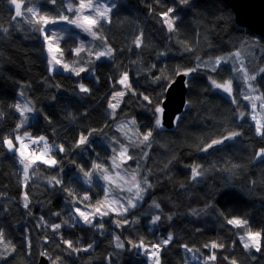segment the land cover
Wrapping results in <instances>:
<instances>
[{
	"label": "trees",
	"instance_id": "16d2710c",
	"mask_svg": "<svg viewBox=\"0 0 264 264\" xmlns=\"http://www.w3.org/2000/svg\"><path fill=\"white\" fill-rule=\"evenodd\" d=\"M19 1H26L27 5L32 2ZM64 3L65 0H56L51 5L49 0H39L36 20L28 17L26 21H13L15 13L10 0H0V137L14 138L12 134L21 119L14 105L25 85L37 117L23 129L33 136H44L50 147L63 145L65 149L54 153L59 160L57 166L37 162L36 171L22 187L25 183L16 163L18 156L9 152L6 145H0V209H7L0 210V227L6 242L15 247L11 255L0 257V264H37L40 252L60 257L58 264H109V258L110 264H150L148 254L160 242L157 234L160 238L169 233L173 239L160 253V264H188L184 244L205 256L215 252V264H230L233 259L237 264H264V239L261 252L245 250L235 227L227 224L228 218L241 217L248 221L251 230H264V159H255V153L264 148V139L255 134V124L248 116L250 107L239 82L242 74L237 72L232 79L233 65L229 63H222L215 72L209 68L215 58L239 52V59L253 74L264 67V37L239 25L232 7L224 0H189L188 4L178 0H116L110 23L95 27L114 49L113 55L98 60L79 76L50 72L47 47L38 30L41 23L37 21L41 16H60ZM168 8H175L172 15L178 17L173 32H168L162 22L161 14ZM140 33L142 45L137 48L134 41ZM77 44L74 36L62 38L64 56L72 59ZM197 58L209 67L201 66L190 76L188 102L175 126L153 129L150 148L143 144L130 146V166L143 159L145 165L139 175L147 174L152 184L143 193L145 204L133 210H152L136 220L128 214L131 226L121 233L112 230L111 219L103 220V235L88 225L76 223L69 227L73 221L65 207L73 198L53 189L49 185L51 178H62L64 186L76 194L75 200L88 194L91 187L79 178L82 173L75 175L77 170L82 167L91 171L93 162L107 165L111 150L104 138L114 143L125 141L117 129L119 122L134 120L139 133L152 129L154 109L161 105L168 85L178 72L196 67ZM125 72L129 76L127 88L117 83ZM210 77L219 83L232 79L233 98L214 90ZM78 83L88 87L90 93L79 92ZM253 83L258 93L264 94V75L258 74ZM124 89L115 115L111 116V94ZM143 96H148L149 101H144ZM240 113L244 114L243 120L239 119ZM93 129L90 146L76 147L79 134ZM233 131L242 135L206 153L200 151L213 139ZM70 162L77 164L76 170L67 169ZM195 165L206 171L203 177L192 181L190 168ZM97 182L93 180L98 190ZM25 190L29 194L28 209L21 204ZM153 201L160 204L159 209ZM56 212L60 213L58 217L53 215ZM152 212H157L161 220L151 229ZM41 216L46 224L39 221ZM168 216L172 219H166ZM55 223L62 224L58 233L48 227ZM115 233L122 242L127 240L124 248L116 247ZM61 237L81 248L92 243L93 248L73 253L66 250ZM130 240L133 244L143 243L144 247L131 251V244L127 243ZM212 242L224 247H203ZM2 248L0 245V252Z\"/></svg>",
	"mask_w": 264,
	"mask_h": 264
},
{
	"label": "snow or ice",
	"instance_id": "6c2138e0",
	"mask_svg": "<svg viewBox=\"0 0 264 264\" xmlns=\"http://www.w3.org/2000/svg\"><path fill=\"white\" fill-rule=\"evenodd\" d=\"M180 4H188L189 0H178ZM10 3L12 5H15V15L12 17L13 21H16L17 17H22L24 13L21 11L22 4L18 2V0H10ZM49 3L51 5L56 4V0H49ZM115 5L113 4V7ZM69 12L73 11V6L71 4L68 5ZM27 13H30L33 17L37 15V12L34 11L32 7H28L26 9ZM87 11L89 13H94L95 15L88 14L84 15L83 13ZM112 11L111 7H108L107 4L104 5H98L94 4L93 0H78V7L76 8V19L70 20L68 16L65 15H60L56 18H49L46 16H41L39 18V21L37 23H41V27L38 29L42 35L43 39L47 43V48L49 52H59L60 49L58 47L54 48L52 44L53 37L56 36V31H51L49 32L47 30L48 25H56L60 21H65L69 24L75 25L77 28L82 29L85 32H88L93 38L97 37V33L92 31V28L100 23V20H104L105 22L110 23V19L108 17V13ZM175 12V8H168L167 11L162 13L163 17V23L167 26V31L168 32H173L175 31V22L178 19V17L173 16L172 14ZM29 22L31 23L32 21L29 19ZM3 32L7 33V29H3ZM142 37L143 34L140 33L139 36L134 41V44L137 48H140L142 45ZM63 37H57V39H62ZM84 50V45L81 43V45L75 49L74 51L79 54L81 51ZM189 51H192V49H188ZM114 49H112L110 46L106 47L104 51L97 52L95 54L96 60H99L101 57H111L113 55ZM89 55L91 56L92 53L90 52ZM235 57H239L240 53L236 52ZM198 63L196 67L189 68L183 72H178V74L183 75V76H191L193 73L197 72L200 70L201 66H204L205 68L208 67V64L197 58ZM230 58L226 57H217L215 58L214 61H212V67L211 71L215 72L218 67L223 63H229ZM54 62L55 65H60L64 71H71L73 72L76 76H79L82 72L87 71V69L83 66L79 67V69L75 68H69L67 64H61V60L57 59L55 55L52 56L51 61L49 62L50 65H52ZM49 71H55L54 66H50ZM230 71L233 73L232 79L236 78L235 73L239 72L242 74L243 81L247 84V87L251 89L252 92H258L259 90L257 88L253 87L252 83H249V81H256L257 75H264V67H260L256 70H254L253 74H249L247 69L245 68L243 62H240L239 65H233L230 67ZM98 79V78H97ZM211 85L215 89H220L223 90L225 93L229 94L231 96V93L233 91L231 84H232V79H228L225 83H218L215 79L209 78ZM128 80L129 76L128 73L125 72L122 74L120 78H118L117 83L119 85H124L126 88L130 87L128 85ZM78 89L79 92L81 93H90V89L86 87L83 83H78ZM124 91H118L113 94H111V100L108 102V107L113 110V113H115V109L119 106V103H113L112 101H117L118 97H123L124 96ZM261 96H264V94H261L260 96H257V99H260ZM55 99V97H53ZM244 99L251 100L253 97L249 94L244 97ZM144 101H149L148 96H143ZM233 102L235 100L233 99ZM262 108H264V103H262ZM256 105L253 103L252 108L255 109ZM14 108L16 109L17 112L20 114V123L16 125V129L13 132V137L16 141L19 142V146L17 144L13 143V139L5 138V137H0V145H6L7 149L9 152H19L21 157H25V150L27 148V145L24 144V138L21 137L20 135L16 134L20 128H22L25 124V122L28 120V117L25 115V113L32 112L33 108L29 107L27 104L21 106L20 104L14 105ZM155 112V120L153 122V128L152 129H146L143 133L137 132L135 135L137 137L136 140H132V143L135 144L136 146H139L140 144L145 145L146 148L151 147V138L153 137V129H158V128H163V123H162V114L164 112V108L157 105L154 109ZM0 118H2V113H0ZM177 120L179 119L178 117L176 118ZM239 119L243 120L244 119V114L240 113L239 114ZM255 119V117H253ZM135 124V121H130L127 123H123L120 125V130L123 131L124 129L128 128V124ZM255 134L262 139H264V125H261L259 122H257L255 125ZM93 130H89L87 134L81 132L78 136L77 142H76V147H81V146H90V141L89 137L92 135ZM127 136V133H125ZM242 133L239 131H233L225 136H223L221 139H213L210 143H208L206 146L201 147L200 151L201 152H208V149L213 148L216 145H221L223 144L226 140H232L235 139L238 136H241ZM25 136H28V133H25ZM142 136V139H139V137ZM32 144L39 145L41 142H43L44 146L43 149L41 150L39 155H36L35 152L30 154V162H25V158H22L19 162L24 166L23 167V179L26 182L29 179V168L32 167L37 161H41L42 163L49 165V166H57L58 162L55 158H52L49 156V153L51 152L50 146L47 144L46 138L44 136H40L37 138H31ZM128 139H132L131 137H128ZM116 147L112 148V164L110 167L112 168H120L121 163L124 162L125 160H132L133 156L128 155V149L121 144L119 141H116ZM58 151L59 152H64L65 149L63 145H59ZM117 148L119 151L117 152ZM144 155L147 156V152H144ZM255 159L260 160L264 159V148H260L256 153H255ZM92 170L91 171H85L84 168H79V172L83 174L84 178V183L91 186L93 184V173H97L99 178L102 179L103 181L106 182L104 188L102 191L104 192V199L103 200H97L96 205L94 206L93 211H84L81 210L80 207L76 206L74 207V212L75 215H72V221L73 223L69 225V227H75L76 222L78 220H82L85 225H88L89 227H92L97 230V234L103 235V230L105 227L103 218L107 217L110 215V213H115L117 217H120L121 219H114L110 220L109 223L114 224L115 228L120 229L124 227L125 225L129 224V220L127 219V214L131 209H135L137 207V204L139 202L143 201V195L142 193H147L149 189L152 188V184L148 182L147 180V174H145V179L142 181L143 187H141V182L136 180L135 175L132 176L131 181H125V183H130L131 186L128 188V191L132 193V198L124 199V202H121V199H116L115 197L112 198L111 202L109 203V188L110 186L115 182L113 180V177L108 173L107 169L104 167L103 163H92ZM200 165H195L191 166L190 172H191V180L192 181H197L198 178H201L205 175L206 170H201ZM59 171H62V169H58ZM118 177L120 176L119 172L116 174ZM121 180H123V177H120ZM251 183H255V181H251ZM49 185L57 190V191H62L67 193L69 197H72L73 199L69 201V203H77L75 200L76 194L72 191L70 187H66L63 184V179L60 178L58 179L57 177L53 176L51 180L49 181ZM59 186V187H57ZM22 187H26V183L22 185ZM133 188L135 191L133 192ZM114 191V190H113ZM91 197L87 194H84L80 196L78 203H84V202H90ZM117 205V207H113L112 205ZM153 206L157 209L160 208V204L156 203L155 201L153 202ZM23 208L28 209L29 208V194L27 192L23 193ZM103 209V210H102ZM3 211H7V209H0ZM30 214V213H29ZM195 214V213H194ZM54 216H59L60 213L56 212L53 213ZM99 217L98 222L94 223V220ZM166 219L171 220L172 217L168 216ZM161 220L160 215H155L151 218V223L153 225L157 224ZM39 221L41 223H45L44 217L41 216L39 217ZM67 223V222H65ZM227 224L232 225L236 228H241L244 230V235H241L239 237V240L242 244L243 249L245 250H250L254 249L255 252L259 253L261 252V247H262V239H264V230H259V231H253L251 230V227L246 219L243 218H238V217H232L227 219ZM50 227L55 233H58L59 230L62 227L61 223H55L53 225L48 226ZM114 239L116 241H120L119 236H115ZM172 235L169 233L167 235V238L162 241V244H156L153 245L154 251L151 253L153 257H155L153 264H160L159 260V250L161 249V246L168 245L169 243L172 242ZM62 243L67 246L66 250H71L73 253H79L81 251H88L89 249L93 248V244L89 243L87 247L81 248L79 246H75L72 241L63 239L61 237ZM30 245V241L28 242ZM127 243L131 244V241H128ZM0 245L4 246V251L0 252V257H3L5 255H11L12 252H15V247L10 245L9 242H6L3 229L0 227ZM125 242H118L116 243L117 248H124ZM135 248H143L144 245L143 243L140 244H133L132 245ZM182 247L187 251V252H192L193 249L189 247L187 244L182 245ZM204 248H210V249H217V248H223L224 245L216 242H212L210 244H205L203 245ZM40 256H46L49 260L52 261V264H58L60 257H51L48 256L47 252H40L38 253ZM255 257H253L254 259ZM198 261H201V257L197 256L195 257ZM217 259L215 252H211L206 258L202 259V264H209V261L214 262ZM228 258L225 257V260ZM109 264H110V258H109ZM230 264H237V262L233 259L231 260Z\"/></svg>",
	"mask_w": 264,
	"mask_h": 264
},
{
	"label": "rangeland",
	"instance_id": "374dc122",
	"mask_svg": "<svg viewBox=\"0 0 264 264\" xmlns=\"http://www.w3.org/2000/svg\"><path fill=\"white\" fill-rule=\"evenodd\" d=\"M31 1H32L31 2V5H27L26 4L27 3L26 1H19L18 0V2H20L22 4L21 11L22 10L23 11L26 10L27 9L26 6H30V7H33L34 11L37 12L38 9H39V0H31ZM93 3L94 4H98V5L107 4V6L108 7H111L112 10H113L114 7H115V6L113 7V4L116 5V0H93ZM69 4H71L73 6V11H71V12H69L67 10ZM64 5H65V8L62 10L61 15L68 16L70 20L76 19V8L78 7V0H65ZM111 12L108 13V17L109 18H110ZM25 13L28 15V17L33 18L34 20H36L38 18L37 15L35 17H33L30 13H27V12H25ZM83 14L84 15H88V14L95 15L94 13H89L87 11H85ZM103 22H105V21L104 20H100V23H103ZM96 26H94L92 28V31H94V32L97 33V37L96 38H93V36H91L88 32H85L82 29L77 28L75 25L69 24V23H67L65 21H60L59 23H57L54 26L53 25H48L47 26V30L49 32L56 31V36H54L53 37V40H52L53 47L54 48L58 47L60 49L59 52H49L48 51V48H47V51L46 52H47V56H48L49 62L51 61L52 56L55 55L57 57V59H60L61 60V64H67L70 69L71 68H75V69L78 70L79 67H81V66L85 67L86 69L93 68L94 64L98 61L95 58V54L97 52L104 51L106 49V47L109 46L106 43V41L104 40L102 34L100 32H98V31L95 30V27ZM68 35L69 36H74V37L77 38L78 44L75 47V49H77L81 45V43H83V45H84V50L81 51L79 54H77L74 51L75 49L72 51V55L74 56L72 59H69V58H67V57L64 56L63 52L61 51V40L62 39H57V37L62 36L64 38V37H66ZM45 44H46V47H47V43L46 42H45ZM90 52L92 53L91 56L89 55ZM102 58H109V57H101L100 59H102ZM226 58H230L229 64H232V65H238V63L242 62L239 59V57H235V55H233L231 57H226ZM50 66H54L55 67V71H64V69L60 65H55L54 62H53L52 65H50V63H49V67ZM209 68H211V67H209ZM52 72H54V71H52ZM64 72H69V73L74 74L71 71H64ZM180 72H183V71H180ZM239 82L241 83V85L243 87V90H242V94H243L242 96H243V98L246 95H249V94L253 97V99H251V100L244 99V101L250 107V112L248 113V116L250 117L251 121L254 124H256L257 122H259L261 125H264V108H262V106H261L262 103H264L262 101V97L260 99H257L256 98L257 96H260V94L258 92H252L251 89H249L247 87V84L243 81L242 76L239 78ZM223 83H225V82H223ZM249 83H252L253 84V87L256 88L255 85H254V83H253V81H249ZM231 87L233 89V91L231 93V96L229 94L225 93L223 90L215 89V88H213V89L214 90H217V91H220L221 93H224L226 96H228L229 98L232 99L233 98V92H234V83L233 82L231 84ZM125 92H126V89H124V93ZM121 100H122V97H118L117 98V101H112V102L113 103H117V102L120 103ZM253 103L256 105L255 109L252 108V104ZM17 104H20L21 106L27 104L29 107L33 108V111L32 112L25 113V115L28 117V120L25 122L24 126H26L29 123H31L37 117V113H36L34 104L32 103V101L30 100V98H29V96L27 94V89H26V86L25 85H23L22 88L18 92ZM160 106L162 107V102H161V105ZM108 112H109V114L111 116H114L115 115V113L112 114L113 113V110L110 109V108H108ZM115 112H116V109H115ZM253 117H255V119H253ZM161 119H162V117H161ZM130 121H134V120H128V121H121V122H119L117 124V129L122 133V136L125 138V141H122L121 144H124L125 143L124 146L128 149V153L127 154L130 155V156H132L131 153H130V146L133 144L132 143V140H136L137 139V137L135 135L137 133V130H138L137 129V124H136V122H135L134 125L131 124V123H129L128 124V128L124 129L123 131L120 130V125L121 124L130 122ZM24 126L22 128H20V130L16 134H18L21 137H23L24 138V144L27 145V148L25 150V157H21L20 154H19V152H11V153H15L18 157L25 158V162H26L27 161V158L26 157L27 156L30 157V154H31L28 151V146H33V147L39 149L40 151L35 152V153H39L43 149L44 144L43 143H40L39 145L32 144L31 143V140L29 139V137H31V138H37V137H40V136H33L30 131H28V130L26 131V130L23 129ZM262 130H264V129H262ZM25 133H28V136H25ZM125 133H127V136L125 135ZM128 137H131L132 139L130 140V139H128ZM6 138L13 139V143L14 144H17L19 146V142L16 141L14 138H12V137H6ZM104 141L107 143V145L110 147V150H111V153H110L111 156L108 158L107 165L104 166V167L107 169L108 173L113 177V180L115 181L110 186V188H109V203L111 202V200H112L113 197H115L116 199L123 198V199H121V202H124V199L132 198V193H130L128 191V188L131 186V184L130 183H125V181H129L130 182L132 176L135 175L136 180L141 182V187L144 186L143 183H142V181L144 180L143 177L145 175L140 177L139 172H140L141 168L145 165V161L142 159V161L139 162V163L133 162V164H135L136 166H133L132 167V166H130L131 165L130 163L133 161V159L132 160H125L124 162L121 163V167L120 168H118V169L117 168H112V167H110V165L112 164L111 157L113 155L112 148L116 147V143L112 142L107 137L104 138ZM50 148H51V152L49 153V156L52 157V158H55L57 160V162H58L57 165H59V160H58L57 156L54 154L56 151H58V147L53 144ZM118 151H119V149L117 148V152ZM27 162H30V161H27ZM36 163L34 165H32L31 168H29V177H30L31 174H33L36 171L34 169ZM23 167L24 166H21V165L19 166V168L21 169V173H22V179H23ZM117 172H119V174H120L119 177L116 175ZM75 175L76 176L77 175L78 176H82L81 173H79V170H77V173ZM120 177H123V180H121ZM79 178L84 181V178L83 177H79ZM93 180L94 181H98L96 184L99 187L98 188L99 191L97 190V188H95L94 184H92L90 186L91 187V190L87 194V195H89L91 197V201L90 202L78 203L79 200H76L77 203H69V201L66 202V206L67 207H65V209L68 211V214L71 215V217H72V215H75L74 207L78 206V207L81 208V210L89 211L90 212V211H93L94 206H97L96 205V201L97 200H103L104 199V192H102L101 189L104 188L106 182L103 181L102 179H100L97 173H93ZM23 182L26 183L24 181V179H23ZM134 191H135V189L133 188V192ZM144 194H146V193H144ZM144 194L142 193V195H143V201L142 202H139L137 204V207H142L145 204ZM93 195H95L96 198H93ZM112 206L113 207H117V205H114V204ZM147 210H152V209L150 207H147V208L141 210L140 212L131 209L128 214H130V216L133 219L131 217L130 218L127 217V219L129 220V224H130L129 227L131 226V223H132L131 222V219L132 220H136V218L139 219L141 215L147 213ZM152 213H153V216L158 215L157 212H155V213L152 212ZM114 217H117L116 214L115 213H110V215L107 216V217H104L103 220H105V219H108V220L111 219L112 220ZM238 218H241V217H238ZM98 219H99V217H97L94 220V222L97 221ZM76 223L77 224L79 223V224L85 225L82 220H78ZM150 226H151V229H152V228H154L156 226V224L153 225L150 222ZM235 229H236L237 234L239 235V237L241 235H244V230L243 229L236 228V227H235ZM115 236H117L116 233H115ZM157 238L160 241L159 244H162V241L164 239H166L167 236H165V237L160 236V238H159V236L157 234ZM126 241H125V243H126ZM115 242L118 243V241H116V240H115ZM119 242H122V240H120ZM166 246H164V245L161 246V249L159 250V255L165 249ZM134 250H135V247L131 251H134ZM139 250H141V248H139ZM2 251H4V248H2ZM153 251H154V249L150 250V253L148 254V257H147L148 261L151 262L150 264H153V261L155 259V257H153L151 255V253ZM206 253H208V251H206ZM187 254L189 255V262H188V264H202V259L203 258H206L208 256V255H206V256L205 255H202V254H200L198 252H195V251L187 252ZM197 256L201 257V261H198L197 259H195V257H197ZM159 260H160V256H159ZM209 264H215V263L212 262V261H209Z\"/></svg>",
	"mask_w": 264,
	"mask_h": 264
},
{
	"label": "water",
	"instance_id": "95a60500",
	"mask_svg": "<svg viewBox=\"0 0 264 264\" xmlns=\"http://www.w3.org/2000/svg\"><path fill=\"white\" fill-rule=\"evenodd\" d=\"M224 1L232 7L235 13L236 22L239 25L248 28L250 31L261 37H264V0ZM189 77L190 76L177 74L165 91V97L162 101V107L164 108V112L162 114V123L163 127L165 128L171 129L175 126L177 120L176 118L184 111L187 105ZM213 148L208 149V151ZM66 167L68 170H76L77 164L75 162H70ZM114 219L121 218L114 217L112 220ZM110 224L111 228L116 233H121L122 230L127 229L130 225L127 224L124 227L117 229L115 228L114 224ZM132 245L133 243H131V248L134 249ZM37 264H52V262L46 256L39 255Z\"/></svg>",
	"mask_w": 264,
	"mask_h": 264
},
{
	"label": "built area",
	"instance_id": "2783aa9c",
	"mask_svg": "<svg viewBox=\"0 0 264 264\" xmlns=\"http://www.w3.org/2000/svg\"><path fill=\"white\" fill-rule=\"evenodd\" d=\"M28 151L29 153H33V152H37V151H40L39 149L33 147V146H28ZM22 158L21 157H17L16 159V163L18 166L22 165L19 161L21 160Z\"/></svg>",
	"mask_w": 264,
	"mask_h": 264
},
{
	"label": "bare ground",
	"instance_id": "6f19581e",
	"mask_svg": "<svg viewBox=\"0 0 264 264\" xmlns=\"http://www.w3.org/2000/svg\"><path fill=\"white\" fill-rule=\"evenodd\" d=\"M11 6H12L13 9H15V5L11 4ZM24 11L27 12L26 10H24ZM24 11L22 10V13H24V15L22 17H17L16 20H18V21L25 20L26 21L28 19V15ZM14 13H15V11H14Z\"/></svg>",
	"mask_w": 264,
	"mask_h": 264
},
{
	"label": "crops",
	"instance_id": "0c3cea01",
	"mask_svg": "<svg viewBox=\"0 0 264 264\" xmlns=\"http://www.w3.org/2000/svg\"><path fill=\"white\" fill-rule=\"evenodd\" d=\"M39 153H40V152H39ZM39 153H36V155H39ZM26 158H27V161H30V157L27 156ZM27 161H26V162H27ZM37 162H40V161H37ZM21 166H23V165H21ZM25 192H26V190H25Z\"/></svg>",
	"mask_w": 264,
	"mask_h": 264
},
{
	"label": "clouds",
	"instance_id": "9594fccd",
	"mask_svg": "<svg viewBox=\"0 0 264 264\" xmlns=\"http://www.w3.org/2000/svg\"><path fill=\"white\" fill-rule=\"evenodd\" d=\"M22 206H23V202H21ZM113 230V229H112ZM114 231V230H113Z\"/></svg>",
	"mask_w": 264,
	"mask_h": 264
}]
</instances>
